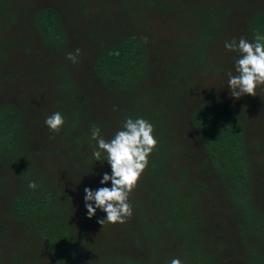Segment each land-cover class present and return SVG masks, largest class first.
I'll return each instance as SVG.
<instances>
[{"label":"rangeland","instance_id":"1","mask_svg":"<svg viewBox=\"0 0 264 264\" xmlns=\"http://www.w3.org/2000/svg\"><path fill=\"white\" fill-rule=\"evenodd\" d=\"M46 1L63 10L75 0H44L43 2ZM171 1L167 0V3L171 5ZM179 1L181 3H177L176 9L172 11L145 12L135 16L134 4L123 3L124 0H77L76 2L80 4L78 9L69 10L70 13L64 15L63 20L67 41L70 43L64 52L76 55L78 49L77 62L73 63L66 56H61V51L53 53L49 60L46 59L43 72H37L43 74L42 82L32 78V71H39V64L33 59L30 60L28 58L30 54L25 52L23 44L27 39L26 26H17L1 33L0 44H3L5 55L0 66V101L8 100L17 106H23L20 111L25 120V137H28L32 143L27 152L39 157L38 171L53 183V188L61 187L71 195V202L69 201L71 206L68 205L70 210L67 211V217L71 225L70 229L79 240L80 249L82 250L83 247L86 249L81 256L83 263L94 264L92 253L97 250V245H92L91 241L98 243V240L101 242L103 239L111 243V245H103L105 252L119 251L132 257L139 264H171L174 258L180 259L182 264H195L190 252L196 248L206 254H212L214 258L218 257L221 261L218 259L215 264H223L225 260L222 255L226 252L234 258V261H238L235 247L230 249L226 246L216 247V242L219 243L223 236L229 233V229H234L240 218L230 199L232 188L227 185L228 180L224 182L220 180L212 160L200 145L188 120L199 102L205 103L211 98H225L226 103H230L242 115L248 145L256 141L263 144L259 148L261 153L259 169L264 175V86L257 87L256 96L245 95L238 100L232 98L226 82L229 72L233 75L237 74L235 62L239 59V53L225 49L226 42L233 40L238 42L241 37L250 41L247 31L248 17L255 12L264 11V0ZM209 2L217 5L216 8L221 11L219 20L228 27L221 26L223 29L214 34L212 41L203 42L206 49L203 50L202 63H199L198 59L194 60L193 55L191 57L193 61L189 64H195L193 72L202 89L188 88L185 84L191 81L185 82L184 78H180L182 83L180 80L175 83L177 86L180 85L181 89L179 87L173 90L171 87L175 84L171 80L173 76L171 65L177 64L178 57L190 52L188 48L182 52L179 48L175 49V44L183 36V39L193 37L191 32L182 28L180 19L186 22L191 16L187 15L188 12L190 14L195 6H203ZM184 7L187 9L184 10ZM83 8H86V11H82ZM227 8L229 13L224 14L223 11ZM93 27L101 31L98 33L109 34L111 37L120 33L122 27L129 29L130 34L146 41L152 37L147 59L145 60L144 54H140V62L146 63V72L141 71L136 76L137 83L130 94H120L117 86L109 89L97 72L95 57L100 48L105 46L104 40L106 44L116 45L119 39L116 36L110 38V41L104 39L96 48H90L92 43L100 41H94L88 36L92 32H97L91 31ZM198 32L200 33L201 30ZM130 34H126L125 30L121 32L122 36ZM8 43L9 47H5ZM34 43L36 46L31 45V49L37 54L42 48H39L37 40ZM52 64L63 65L66 69L56 70ZM134 66L129 64L128 68ZM183 69L181 75L186 78L190 72L187 67ZM64 71L73 74L77 82L81 83L79 90L83 99L75 106L74 101L68 100L74 98V93L68 92L69 88H62V82L60 83L59 75ZM86 84L93 86L88 87ZM79 90L76 92L78 93ZM153 110L160 112V121L162 111L164 118L168 120L167 128L164 129V133L167 134V144L158 148L164 155L166 154L165 159L168 161L165 169L160 177L152 178L146 167L128 198V202L132 205V216L127 218L125 223H105L102 226L97 221L106 218V213L98 209L91 219L86 215L84 188L89 187L95 191L100 187H111L110 181L106 185L100 184L104 173L111 174V168L103 156L100 161L94 157L92 160L85 158L91 156L93 148L96 147V141L91 138V130L98 128L101 137L111 140L117 131L122 130L124 122L128 119L125 116L126 112H138L136 117L129 118L133 120L142 118L151 123L148 114L154 113ZM56 112L61 113L64 118V124L58 133L51 132L45 124L46 118ZM74 114L78 117L72 123ZM156 115L154 114V119ZM102 122L103 125L100 124ZM154 134L156 132L153 131ZM155 139L157 140L156 135ZM252 149L258 151L254 147ZM263 179L258 178L259 184ZM257 182L256 178L248 184L251 191H255L254 196L260 198L261 192L255 190ZM170 184L174 185L176 201L183 196L199 198L200 221L197 225L192 224L191 234H179L172 232L173 227L169 228L165 231L164 237L158 238V244L154 245L150 242L152 237L148 230L138 229L144 228L140 226L143 222L141 219L149 221L152 217L157 219L161 209L156 203L170 204L169 197L164 195ZM201 186L205 189L198 188ZM13 189H16L14 179L11 183L0 184V213L1 210L6 211L5 199ZM144 189L148 192L146 193ZM191 191L193 193H190ZM150 192L153 194L149 195ZM190 205L187 212L194 216L198 208L197 201L190 202ZM132 227L137 231L134 238L126 234V229ZM235 242L239 243L237 240ZM17 245L11 246L10 252L16 249ZM2 248L3 245L0 244V253ZM55 262L53 256L51 264Z\"/></svg>","mask_w":264,"mask_h":264},{"label":"trees","instance_id":"2","mask_svg":"<svg viewBox=\"0 0 264 264\" xmlns=\"http://www.w3.org/2000/svg\"><path fill=\"white\" fill-rule=\"evenodd\" d=\"M43 1L0 0V36L3 31L8 29L26 26L27 39L23 45H25L26 54L29 53L32 56H28V58L39 64V71H32V78L39 82L44 80V76L37 72H43L46 59L49 60L53 53L60 51L61 56L68 57L69 53L64 52L70 45L65 34L64 15L69 14V10L78 9L80 5L75 0L68 8L61 10L60 8L57 9L58 7L52 2L46 1L44 3ZM128 2L134 4L135 16L145 14V12H169L176 9L177 3H181L178 0H172L171 5L167 3V0H124L123 3L127 4ZM216 6L212 2L203 6H195L190 14L187 13L191 16L186 22H183L184 19H180L182 28L191 32L193 37L183 39V36L175 44L176 47L174 46L175 49L179 48L181 52L185 48L190 49V52L178 57L177 64L171 65L173 69L171 80L175 84L171 87L173 90L180 87L175 83L180 78H184L185 82L186 80L192 82L183 83L188 88L202 89L193 72L195 64L190 65L189 63L193 61L192 55L194 60L198 59L199 63H202L204 61L202 60L203 50L206 49L203 42L212 41L214 34L223 29L221 26H224V23L219 20L221 11ZM186 9L184 7V10ZM81 10L86 11V8ZM228 10L229 8L223 13L228 14ZM247 25L250 42L254 40L257 33L264 35V11L255 12L249 16ZM226 27L228 26L225 25L224 28ZM123 30L126 31V34H130L129 29L122 27L120 33L114 35L120 39L119 43H115L116 45L106 44L104 39L110 41V38L114 36L98 33L101 31L96 30L95 27L91 31L97 32H92L88 36L94 41L100 40L92 43L90 48H96L104 40L103 45L105 46L100 48L94 64L108 88L117 86L120 94H130L137 83L135 81L136 76L141 71L145 70L144 73L146 72V63L140 62V54H144L145 60L147 59L148 46L152 37L146 41L133 34L122 36ZM115 31L117 33L118 29L116 28ZM35 40L39 42V48H42L37 54L33 53L31 49V45L36 46ZM2 45L0 44V66L5 55ZM5 47H9V43ZM129 64L135 66L129 69ZM53 66L56 70L65 68L59 64ZM185 67L190 72L186 78L181 75ZM59 76L62 88H69L68 92L74 93V98L68 100L74 101V106L80 103L83 99L79 90L81 83H78L75 76L67 73V71ZM86 85L88 87L93 86L91 84ZM77 90H79L78 93ZM226 102L227 100L222 97L211 98L205 103L199 102L188 120L200 145L208 153V158L212 160V165L220 180L223 182L228 180L227 185L232 188L230 199L236 209V214L240 216L237 226L234 229H229V233L223 236L219 243L216 242V247L225 248L226 246L228 249L234 247L237 249L238 261H234V258L226 252L222 255L225 260L223 264H264V179L261 184L258 180V178H264L263 173H261L262 170L259 169L261 165L259 148L263 144L256 141L254 144L248 145L241 113ZM22 107V105H15L12 101H0V184L11 183L12 179L16 182V189H13L8 198L5 199L6 211L1 210L0 213V244L3 245L0 253V264H51L53 256L56 259L55 264H87L81 262V256L86 249L84 247L82 250L80 249L79 240L75 238V233L70 229L71 225L67 217V211L70 210L68 205L71 202V195L62 190L61 187L53 188V183H50L38 171L39 157L27 152L32 143L28 137H25V120L20 111ZM136 113L139 114L138 112H126L125 116L126 118L136 117ZM154 114H157L156 119H154ZM77 117V114L73 115L72 123L76 121ZM159 117L160 112L154 111V113L148 114V118L152 120L154 133L156 132L154 137L156 135L158 140L155 149L148 156L147 171L152 178L162 175L168 161L165 159L166 154L164 155L163 151L158 150L159 147L162 148L167 144V134L164 133V129L167 128L168 120L164 118L163 111L161 121ZM100 124L103 125L104 123ZM253 147L258 151H253ZM85 158L87 160L94 159L93 155ZM256 178L258 182L255 185V190L261 192L260 198L255 197V191L252 192L249 188L252 179L255 180ZM30 182H35L37 188H29ZM198 188L205 189L204 186ZM144 191L148 192L146 189ZM152 194V192L149 193V195ZM164 195L169 197L168 202L170 204L156 203L161 209L157 219L154 217L150 218V221L141 219L143 222L140 226L144 228L138 229L140 231L148 230L152 237L150 242L154 245L158 244V238L164 237L165 231L169 228L173 227L174 231L172 232L179 234H191L193 232L191 231L192 224L197 225L200 221L199 198L183 196L176 201L173 184L167 186ZM195 200L198 208L192 216L187 211L191 206L190 202H196ZM149 202L154 204L152 201ZM201 212L203 211L201 210ZM3 216L5 217L2 218ZM135 232L137 231L133 227L126 229V234L131 238L136 237ZM91 243L97 245V250L92 253L94 264H139L132 257L119 253V251L105 252L103 245H111V243H107L104 239L101 242L98 240V243L96 241H91ZM13 245H17V247L10 252ZM190 253L195 264H212V262L215 264L219 259L218 257L214 258L215 256L212 254L198 250V248Z\"/></svg>","mask_w":264,"mask_h":264},{"label":"clouds","instance_id":"3","mask_svg":"<svg viewBox=\"0 0 264 264\" xmlns=\"http://www.w3.org/2000/svg\"><path fill=\"white\" fill-rule=\"evenodd\" d=\"M225 49L239 53V59L235 62L237 74L229 72L226 82L230 96L237 100L245 95L256 96L257 87L264 86V35L257 33L251 42L243 37L238 42H226ZM78 55L77 49L76 55L69 53L67 58L75 63ZM45 124L51 132L58 133L64 118L56 112L46 118ZM153 131V125L142 118L126 119L122 130L117 131L111 140L101 137L98 128L91 130V138L96 141L93 157L97 161L105 157L111 168V174L104 173L100 184L106 185L110 181L111 187H100L95 191L84 188V203L89 219L96 215L98 209L106 213V218L97 221L102 226L105 223L122 224L132 216V205L128 198L147 167L148 156L158 143ZM29 188H37L36 183L30 182ZM171 264H182V261L174 258Z\"/></svg>","mask_w":264,"mask_h":264}]
</instances>
